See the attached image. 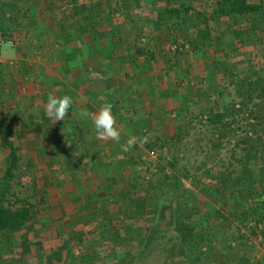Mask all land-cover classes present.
I'll return each mask as SVG.
<instances>
[{
  "label": "rangeland",
  "instance_id": "374dc122",
  "mask_svg": "<svg viewBox=\"0 0 264 264\" xmlns=\"http://www.w3.org/2000/svg\"><path fill=\"white\" fill-rule=\"evenodd\" d=\"M245 1L260 10L221 15V0H57L48 28H65L67 19L75 34L83 36L81 28L101 34L104 45L109 37L114 47L131 51L134 62L162 64L163 76L185 92L177 111L188 116L179 121L173 111L171 123L179 126L164 136L142 128L133 145L124 144L120 168L98 169L101 175L91 179L108 178L109 185L105 207L96 210L79 196L90 186L84 179L89 170L72 161L64 165L63 137L47 132L45 119L41 128L32 126L23 110V135L0 136V182L3 205L28 208L31 217L19 232L0 233V264H119L138 254L143 240L148 250L135 264H264V223L242 221L240 209L247 206L248 184L259 191L257 181L264 178V144L245 138L258 132L264 141V0ZM35 2L50 9V0ZM3 26L0 43L7 36L19 45L20 38ZM43 31V44L53 38L69 50L72 39L78 43L68 34L62 42V30ZM36 37L21 43L26 53L34 50L35 121L44 115L40 102L46 100L50 66L47 46L37 47ZM218 114L223 117L215 119ZM4 139L17 155L7 181ZM178 216L191 217L181 224L185 240L177 236ZM107 231L119 232V244L126 246L100 251Z\"/></svg>",
  "mask_w": 264,
  "mask_h": 264
},
{
  "label": "crops",
  "instance_id": "0c3cea01",
  "mask_svg": "<svg viewBox=\"0 0 264 264\" xmlns=\"http://www.w3.org/2000/svg\"><path fill=\"white\" fill-rule=\"evenodd\" d=\"M50 2L51 4L47 5L50 9H47L40 3H34V0H0V24L4 25L2 28L6 34L18 36L21 43L26 37L34 41L36 34L37 47L47 46L48 59L45 64H50L47 68V94L45 103L40 104L45 108L49 95L56 98L70 96L72 104L62 121L50 120L45 114V109L42 112L44 115L35 121L34 117L37 118L38 115L32 112L34 94L37 92L34 91V50L26 53L20 43L14 45L12 55L7 56L3 49H0V136L23 135V130L27 127L22 118L23 110L27 112L25 113L27 121H31L32 126L35 123V128H41L45 119L47 132L49 131L52 136L63 137V143L66 142L68 146L64 149L67 154L64 165L72 161L78 166L83 165L87 172L89 170V173H86L87 178L84 179L90 186L79 196L87 201V206L100 210L105 207L102 200L107 199L105 196L108 195L106 190L109 180L91 177H95L97 173L100 176L98 169L102 167L120 168L123 156L127 157L124 153L126 151L124 144L133 137L137 140L143 132L142 128L158 136L171 134V131H174V124H177L175 127L179 126L178 122L171 123L175 118L172 117V112L180 113L179 121L188 116L177 111L186 102V95L181 88L176 90L172 80H167L163 76L162 64L134 62L132 52L127 53L118 45L114 47L109 37L105 39L109 42H105L104 45L101 34L87 33L82 28L80 32L83 36L75 34L76 31L67 27L71 23L67 19L65 22L69 23L65 28L54 26L53 29L48 28L53 22L51 20L56 17L55 12L51 10L58 5L57 0ZM35 22H38L36 29ZM44 29L53 30L47 32L49 35L59 34L62 30V42L65 43L68 34L72 38L77 37L78 43L72 39L68 43L71 46L69 50L57 46L53 38L52 44H43L44 41L41 39L47 36ZM1 39L9 37L2 36ZM32 45L34 46V42ZM11 61L15 62L16 67L7 65V63L11 65ZM106 103L112 105V114L116 119L114 126L120 133L118 142L111 138H98L93 127L95 114ZM8 142L13 145L11 140ZM58 142L59 139L53 143ZM72 146L77 148V154L70 149ZM110 182L112 183L111 179ZM100 194H104V197H99ZM92 214L86 211L84 215Z\"/></svg>",
  "mask_w": 264,
  "mask_h": 264
},
{
  "label": "trees",
  "instance_id": "16d2710c",
  "mask_svg": "<svg viewBox=\"0 0 264 264\" xmlns=\"http://www.w3.org/2000/svg\"><path fill=\"white\" fill-rule=\"evenodd\" d=\"M219 6V14L221 15H227V14H238V15H248V14H256L260 7L255 5H249L246 3L245 0H221L220 3H218ZM215 119L222 118L223 116L218 114L213 116ZM212 117V118H213ZM211 117H209V121L212 120ZM264 119V117H263ZM254 131V130H253ZM254 135L247 137L248 140H253L254 142H257L258 145L264 144V141L260 143V138L263 135H258V132H252ZM3 143L5 146H7V158H8V165L6 167L3 179L7 181L8 179L13 177V171L16 169L17 166V155L15 152V149L11 143L3 140ZM253 148V147H252ZM251 148V149H252ZM226 178L222 180V183L225 182ZM242 178L238 179V182H240ZM260 185L259 191L257 189H254V187L251 186V183L248 184L246 188V198L247 199V206L242 205L240 207L242 211L243 220L246 222L257 224L264 223V178L262 177L260 180L257 181ZM224 184V183H223ZM2 183L0 182V233H17L19 232L25 224L30 220L31 214L30 210L25 207L17 208V209H11L10 207H6L3 205L2 201L5 199L4 197V191L1 189ZM225 188V187H224ZM247 207V209H246ZM232 215L235 216L236 220L241 219L240 215L232 213ZM190 216V215H189ZM191 217L186 218H179V216L176 218V229L177 235L180 239L183 240L187 239L186 234L183 235L182 232H185L183 229L182 221H185L186 219H190ZM110 232V231H109ZM105 234L104 237V243L100 246V251L105 252L107 254V251L112 249L115 251L116 248L120 246H126L125 243L119 244V241L124 242V237H121L122 235L119 232L113 231ZM79 236H77L76 240L78 242H82L83 235L81 233H78ZM82 235V236H80ZM145 243H143L138 250V254H133L131 259H128L126 261L125 259H122L119 264H135L136 261L140 258L141 255H143L148 250V243H146L145 240H143ZM190 251V248H186V252ZM99 252V251H98ZM94 253H97L96 251ZM131 253V252H130ZM109 254V253H108ZM125 257H127L129 254L128 251H124ZM94 254H88L86 255L87 258H92ZM99 259V258H98ZM101 260V259H100ZM115 263V262H114ZM112 263V264H114Z\"/></svg>",
  "mask_w": 264,
  "mask_h": 264
},
{
  "label": "clouds",
  "instance_id": "9594fccd",
  "mask_svg": "<svg viewBox=\"0 0 264 264\" xmlns=\"http://www.w3.org/2000/svg\"><path fill=\"white\" fill-rule=\"evenodd\" d=\"M0 49H3L4 54L7 56L12 55V43L10 41L0 43ZM72 104L70 96H63L62 98H56L55 96L49 95L46 105L45 114L53 122L62 121ZM82 115H87V113H82ZM116 124V119L112 114V105L104 104L98 112L95 114L93 121L94 130L100 139L111 138L114 141H119L120 133L118 129L114 126ZM136 142V138L133 137L128 140V145L131 146Z\"/></svg>",
  "mask_w": 264,
  "mask_h": 264
},
{
  "label": "built area",
  "instance_id": "2783aa9c",
  "mask_svg": "<svg viewBox=\"0 0 264 264\" xmlns=\"http://www.w3.org/2000/svg\"><path fill=\"white\" fill-rule=\"evenodd\" d=\"M8 41H10V42L12 43V46H14L15 41H13L12 39L1 40V43H3V42H8Z\"/></svg>",
  "mask_w": 264,
  "mask_h": 264
}]
</instances>
